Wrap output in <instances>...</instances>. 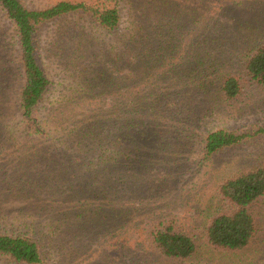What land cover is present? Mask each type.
Returning a JSON list of instances; mask_svg holds the SVG:
<instances>
[{
    "label": "rangeland",
    "instance_id": "374dc122",
    "mask_svg": "<svg viewBox=\"0 0 264 264\" xmlns=\"http://www.w3.org/2000/svg\"><path fill=\"white\" fill-rule=\"evenodd\" d=\"M57 1L61 0L24 3L30 9H43ZM110 2L122 15L115 32L78 15L43 26L40 61L51 88L38 108L41 135L30 134L20 115L19 38L0 7V67L4 69L0 74L5 79L4 87L0 83V90H5L0 91V123L6 127L0 134V233L27 235V223H34L42 238V264H264V199L252 206L259 234L246 251L214 248L205 233L213 216L228 208L220 200V185L264 164V133L255 134L264 126V85L252 84L243 74L250 52L264 44V0ZM144 12L151 18L143 17ZM167 23L169 28L164 30ZM142 35H150L143 36L146 47H156L158 53L163 48L162 56L167 57L166 64L155 71H164L165 82L160 85L166 88L167 98L161 105L168 104V119L152 125L156 133L151 140L147 135L121 150L123 158L137 164L136 179L130 172L126 173L129 179L124 177L120 183L106 182L97 173L91 181L103 152L84 137L80 126L92 120L91 111L98 105L79 93L92 89L94 76L95 80L108 76L118 53L126 67L114 74L121 81L133 71L139 58H132L124 47L127 38ZM207 35L217 42L207 45ZM139 51L147 56V48ZM105 63L107 76L100 73ZM231 73L240 75L244 85L235 100L220 95V79ZM130 80L108 89L124 91L134 83ZM222 129L254 135L208 157L204 140ZM64 145L73 150H62ZM75 153L88 157V170L73 173L70 160L74 162ZM109 154L104 152L106 158ZM34 172L45 176L48 188L37 185L31 176ZM19 185L38 191L37 197L24 198ZM160 220L194 236L198 251L192 258L170 262L153 253L147 236ZM0 264L16 263L0 258Z\"/></svg>",
    "mask_w": 264,
    "mask_h": 264
},
{
    "label": "trees",
    "instance_id": "16d2710c",
    "mask_svg": "<svg viewBox=\"0 0 264 264\" xmlns=\"http://www.w3.org/2000/svg\"><path fill=\"white\" fill-rule=\"evenodd\" d=\"M0 7L16 26L19 38L20 69L23 74V84L19 96L20 115L30 134L41 135L43 126L38 116V108L51 88V80L40 61L39 34L43 26L71 15H78L89 17L104 30L115 32L122 23L121 11L118 6L111 5L110 0H105L103 3L61 0L43 9H30L25 5L24 0H0ZM142 16L151 18L148 12H144ZM168 28L169 23L163 26L164 30H168ZM144 29L142 26L141 31ZM143 36L150 37V35L131 36L127 38L126 47H124L129 48L128 54L132 58L135 55L136 59L139 58L136 68L134 67L135 71H131L127 76H122V80H119L114 73L118 70L121 74L124 70L121 68L125 64L121 62L123 58L118 53L111 61L113 67L111 69L113 70L108 73V76L105 72L109 70L105 63L100 73L103 72L107 77L95 80L94 76L89 86L92 89L86 92L83 90L79 93L80 98L85 97L90 101L92 99V105H98L92 107V120H88L80 126L84 137L95 142L93 144L98 145L97 149L103 152L100 166H97L100 169L93 172L92 179L90 176L91 181L98 176L97 173L105 178L106 182L110 180L114 183H120L124 177L129 179L126 173L130 172L134 173L133 175L130 174V177L136 179L137 164H134L130 157L123 158L121 150L125 149L128 143L145 139L144 136L150 135L148 141L151 140L153 134L156 133L152 125L154 126L155 123L160 125L158 122L164 123V120L168 119L166 116L168 104L161 105L167 98L166 88L160 85L165 78L164 71H162L163 69L161 72L155 71V67L158 65L160 67L166 64L167 57L162 56L163 48H160L158 53L156 47L151 45L146 47L142 41ZM206 37L204 41L207 45L217 42L212 37L208 39V35ZM158 46L162 47L161 45ZM143 47L147 48V56L140 54L139 49ZM250 53L243 66L245 79L252 84L264 85V44ZM141 65H144V71L141 69ZM1 71L4 69L0 67ZM3 75L0 74V83L4 87ZM130 75L132 76L130 77ZM129 79L134 83L130 84L129 87L127 85L124 91L116 89L112 92L108 89L110 87L118 88L124 82H129ZM243 89V80L240 75L234 73L222 75L220 79L222 98L235 100L241 95ZM1 116L2 113L0 112ZM86 118L88 117L85 115ZM151 122L153 124H150ZM1 128L5 130L6 127L0 123V134L4 133ZM259 133H264V126L259 131H255L256 135ZM253 135L254 132L240 133L224 129L213 131L204 140L206 155L210 157L228 148L239 146ZM2 140L4 139L2 138ZM58 150L56 149V153L60 154ZM62 150H73V146L67 145L66 147L64 145ZM104 152L111 154L106 158ZM35 153L36 156H39L41 151ZM73 156L75 157L74 162L70 160L73 173L76 169L79 171L88 170L85 165L88 157L82 159L77 153ZM127 168H131V170H126ZM107 172L112 173L110 177H107ZM37 174L34 172L31 175L36 178L37 185L48 188L49 183H44L43 180L45 176ZM31 176L29 177L31 178ZM73 178H75L74 174ZM17 188V190L22 191L24 198L37 197L38 195V191L33 192L32 189H25L22 185L17 186ZM219 195L221 202L226 203L228 208L226 212L215 214L206 224L205 233L208 244L214 248H221L230 252L246 251L257 240L259 234L257 222L251 209L254 204L264 199V164L240 172L221 184ZM27 224L29 232H31H28L27 235L0 233V258L16 264H42L44 262L40 232L35 231L36 225L34 223ZM147 238L153 253L170 262L187 261L198 251L196 240L192 234L177 230L173 222L166 220L154 222Z\"/></svg>",
    "mask_w": 264,
    "mask_h": 264
}]
</instances>
